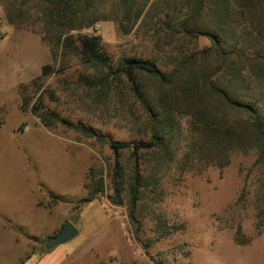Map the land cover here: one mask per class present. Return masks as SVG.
Segmentation results:
<instances>
[{"label": "rangeland", "instance_id": "obj_1", "mask_svg": "<svg viewBox=\"0 0 264 264\" xmlns=\"http://www.w3.org/2000/svg\"><path fill=\"white\" fill-rule=\"evenodd\" d=\"M138 5L144 17L134 23V13L123 20L118 0H99L95 16H87L95 22L65 30L61 41L97 36L112 64L120 56L169 53L153 34L157 19L173 16V0ZM44 28L33 15L10 25L0 7V211L11 210L0 212V240L26 237L18 263L264 264V165L255 164L253 151L209 150L182 116L170 161L147 148L116 155L106 141L149 136L132 94L120 85L108 95L101 88L88 92L85 65L71 49L52 44L55 28ZM209 43L199 36L195 46ZM33 80L40 84L33 100L40 95L46 109L94 135L44 125L23 107L21 87L36 91ZM23 220L35 224L14 227ZM66 221L78 234L46 249L45 240ZM17 252L5 264H15Z\"/></svg>", "mask_w": 264, "mask_h": 264}, {"label": "trees", "instance_id": "obj_2", "mask_svg": "<svg viewBox=\"0 0 264 264\" xmlns=\"http://www.w3.org/2000/svg\"><path fill=\"white\" fill-rule=\"evenodd\" d=\"M118 1L123 20H129L131 13L134 23L143 19L139 0ZM98 2L0 0V7L10 25L17 26L33 15L47 31L55 28L59 34L51 39L52 44L71 49L85 65L88 92L101 88L108 95L113 85H120L132 94L137 116L148 127L149 136L146 141H106L116 155L131 149L137 156L139 149L147 148L158 150L170 161L179 119L187 116L199 145L218 151L252 150L255 164L264 165V0H173V16L157 19L160 25L153 34L170 52L151 58L120 56L116 64L102 51L97 36L79 34L61 41L65 30L87 28L95 22L87 16H95ZM199 36L210 43L197 48ZM31 83L36 91L21 87L22 106L29 107L41 123H60L94 135L46 109L40 95L33 100L40 84ZM137 191L133 187V199Z\"/></svg>", "mask_w": 264, "mask_h": 264}, {"label": "crops", "instance_id": "obj_3", "mask_svg": "<svg viewBox=\"0 0 264 264\" xmlns=\"http://www.w3.org/2000/svg\"><path fill=\"white\" fill-rule=\"evenodd\" d=\"M34 185L30 184V187H32ZM35 211L36 210H34L33 212H35ZM0 212L1 213H10L11 210L9 209L8 212L7 211H0ZM13 212H16V211L14 210ZM29 222L35 224V220H32V221L31 220H28V221L23 220V221H20L18 224L14 225V227L15 228L26 227L27 225H29ZM38 223H40V220L38 221ZM19 225H21V226H19ZM21 239H22V241H19V240H17V237L12 235L11 237L7 236L4 243H1V240H0V264H5V260H7L6 256H7V254H9V252L12 249H18V251H19V252H17V255H16L17 257L15 260L16 261L15 264H19L18 262L22 261L24 255H26V251H27V249H26L27 240H26V237H24V235H21ZM38 264H42V262L39 261Z\"/></svg>", "mask_w": 264, "mask_h": 264}, {"label": "water", "instance_id": "obj_4", "mask_svg": "<svg viewBox=\"0 0 264 264\" xmlns=\"http://www.w3.org/2000/svg\"><path fill=\"white\" fill-rule=\"evenodd\" d=\"M78 229L70 221H66L61 229L53 236H49L45 242L44 246L46 249H51L56 245L63 244L78 234Z\"/></svg>", "mask_w": 264, "mask_h": 264}]
</instances>
